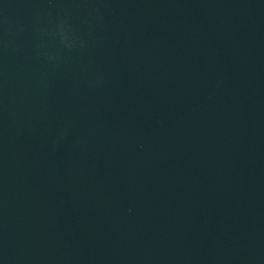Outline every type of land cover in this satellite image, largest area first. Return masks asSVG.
Returning <instances> with one entry per match:
<instances>
[{"label": "water", "instance_id": "obj_1", "mask_svg": "<svg viewBox=\"0 0 264 264\" xmlns=\"http://www.w3.org/2000/svg\"><path fill=\"white\" fill-rule=\"evenodd\" d=\"M0 264H264V0H0Z\"/></svg>", "mask_w": 264, "mask_h": 264}]
</instances>
